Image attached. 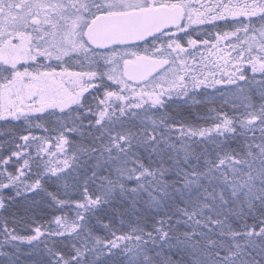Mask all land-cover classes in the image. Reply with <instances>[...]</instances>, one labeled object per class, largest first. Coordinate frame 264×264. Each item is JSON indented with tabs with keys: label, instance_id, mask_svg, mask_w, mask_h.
Here are the masks:
<instances>
[{
	"label": "snow or ice",
	"instance_id": "obj_1",
	"mask_svg": "<svg viewBox=\"0 0 264 264\" xmlns=\"http://www.w3.org/2000/svg\"><path fill=\"white\" fill-rule=\"evenodd\" d=\"M0 264H264V0H0Z\"/></svg>",
	"mask_w": 264,
	"mask_h": 264
},
{
	"label": "flooded vegetation",
	"instance_id": "obj_2",
	"mask_svg": "<svg viewBox=\"0 0 264 264\" xmlns=\"http://www.w3.org/2000/svg\"><path fill=\"white\" fill-rule=\"evenodd\" d=\"M220 24H223V23H221V22H219ZM205 27H210V26H205Z\"/></svg>",
	"mask_w": 264,
	"mask_h": 264
},
{
	"label": "rangeland",
	"instance_id": "obj_3",
	"mask_svg": "<svg viewBox=\"0 0 264 264\" xmlns=\"http://www.w3.org/2000/svg\"><path fill=\"white\" fill-rule=\"evenodd\" d=\"M221 23H223V22H221Z\"/></svg>",
	"mask_w": 264,
	"mask_h": 264
}]
</instances>
